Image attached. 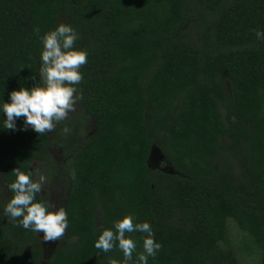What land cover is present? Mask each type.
Returning a JSON list of instances; mask_svg holds the SVG:
<instances>
[{
    "label": "trees",
    "instance_id": "1",
    "mask_svg": "<svg viewBox=\"0 0 264 264\" xmlns=\"http://www.w3.org/2000/svg\"><path fill=\"white\" fill-rule=\"evenodd\" d=\"M61 22L88 53L76 86L83 114L58 122L54 138L0 128V264L122 261L118 248L104 253L94 242L126 214L149 222L162 244L148 264H237L231 221L244 255L258 262L264 40L255 31L264 30V0H0V104L31 87L34 72L39 80L40 36ZM53 146L66 158L68 227L48 255L40 234L16 226L3 207L13 169L36 179L39 162L57 176ZM155 147L174 173L150 166ZM130 235L135 262L147 234Z\"/></svg>",
    "mask_w": 264,
    "mask_h": 264
},
{
    "label": "clouds",
    "instance_id": "2",
    "mask_svg": "<svg viewBox=\"0 0 264 264\" xmlns=\"http://www.w3.org/2000/svg\"><path fill=\"white\" fill-rule=\"evenodd\" d=\"M39 36V27L34 28ZM258 40H264V30H256ZM79 35L70 23L61 22L40 36L42 51L39 60V80L34 72L31 79L36 81L31 87L21 84L9 92V101L0 104L4 119L2 127L8 131H26L28 128L39 136L51 133L56 124L64 120L75 105L77 85L83 79L81 66L87 63L86 50L75 47ZM23 118V126L17 128V121ZM15 179L8 184L11 197L3 207V213L16 226L33 233L43 234L44 243L58 242L68 227L67 212L63 207H55L50 202L37 199L43 191L45 177L33 178L31 171L20 168L12 170ZM136 218L126 214L113 221L112 226L103 228L94 242V247L104 253L118 248L122 261L109 258L108 264H148L149 257H155L162 244L155 240L149 222H135ZM146 233L142 241V251L137 253V241L132 233ZM129 234V235H126Z\"/></svg>",
    "mask_w": 264,
    "mask_h": 264
},
{
    "label": "rangeland",
    "instance_id": "3",
    "mask_svg": "<svg viewBox=\"0 0 264 264\" xmlns=\"http://www.w3.org/2000/svg\"><path fill=\"white\" fill-rule=\"evenodd\" d=\"M80 114H83V106L81 102L79 101L78 96L76 95L74 108L73 110L69 111L66 118L77 116ZM54 133H55V128L51 133H49L52 138L55 137ZM87 133L89 135H93L96 133V123L94 120H92L90 124L88 125ZM50 151L53 155L55 162L59 166L57 176L54 175L51 168H47L42 163L35 162L34 166L36 167V170H37L36 179L38 180L41 175L45 177V181L43 184V191L41 193V196L47 199L55 207H63L65 197H66V188H67L68 181L64 173L62 172L61 167L66 162V158L64 157L62 149H60L57 146L51 147ZM150 166L153 169L173 173V169L171 168V166H169V164L165 162L162 153L156 147L153 148L152 155L150 157ZM0 181H1V177H0ZM1 187H3V192L6 194V189H5V186L2 184V181H1ZM40 236L42 239L43 234L41 233ZM229 237L236 251V254L239 257V261L237 264H256V263L264 264V251L258 257L259 259L258 262L252 260L250 256L244 255L241 249V240L243 239L244 234L239 231V228L233 221H231L229 225ZM60 240L58 242L44 243L42 239L45 253L50 255L52 251L56 248V246L59 244Z\"/></svg>",
    "mask_w": 264,
    "mask_h": 264
},
{
    "label": "water",
    "instance_id": "4",
    "mask_svg": "<svg viewBox=\"0 0 264 264\" xmlns=\"http://www.w3.org/2000/svg\"><path fill=\"white\" fill-rule=\"evenodd\" d=\"M173 173H174V171H173Z\"/></svg>",
    "mask_w": 264,
    "mask_h": 264
}]
</instances>
